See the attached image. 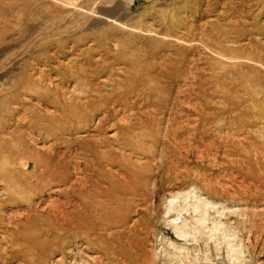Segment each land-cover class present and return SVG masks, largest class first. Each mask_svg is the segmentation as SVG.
Segmentation results:
<instances>
[{"label": "rangeland", "instance_id": "374dc122", "mask_svg": "<svg viewBox=\"0 0 264 264\" xmlns=\"http://www.w3.org/2000/svg\"><path fill=\"white\" fill-rule=\"evenodd\" d=\"M0 264H264V0H0Z\"/></svg>", "mask_w": 264, "mask_h": 264}]
</instances>
